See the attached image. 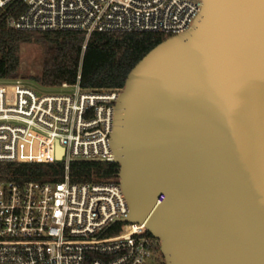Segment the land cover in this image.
I'll return each mask as SVG.
<instances>
[{
    "label": "water",
    "instance_id": "water-1",
    "mask_svg": "<svg viewBox=\"0 0 264 264\" xmlns=\"http://www.w3.org/2000/svg\"><path fill=\"white\" fill-rule=\"evenodd\" d=\"M110 144L121 221L159 239L164 264H264V0H202L145 53Z\"/></svg>",
    "mask_w": 264,
    "mask_h": 264
},
{
    "label": "built area",
    "instance_id": "built-area-1",
    "mask_svg": "<svg viewBox=\"0 0 264 264\" xmlns=\"http://www.w3.org/2000/svg\"><path fill=\"white\" fill-rule=\"evenodd\" d=\"M201 7L202 0H0L9 28L82 31L85 41L92 32L181 34ZM45 88L0 80V163L64 166L59 181L0 180V264H157L160 241L143 224L102 236L129 212L119 178H69L73 160L113 162L110 136L122 87H83L78 75Z\"/></svg>",
    "mask_w": 264,
    "mask_h": 264
},
{
    "label": "trees",
    "instance_id": "trees-1",
    "mask_svg": "<svg viewBox=\"0 0 264 264\" xmlns=\"http://www.w3.org/2000/svg\"><path fill=\"white\" fill-rule=\"evenodd\" d=\"M165 38L157 32H92L85 41L82 31H21L7 27L0 11V80L18 73L22 44L41 41L51 44L54 52L34 76L40 85L74 83L79 75L83 87H123L135 63ZM118 171L115 162L73 160L69 178L72 182H107L117 179ZM63 174V163L58 161L0 163V180L59 181ZM126 223L109 225L102 236L117 235Z\"/></svg>",
    "mask_w": 264,
    "mask_h": 264
},
{
    "label": "rangeland",
    "instance_id": "rangeland-1",
    "mask_svg": "<svg viewBox=\"0 0 264 264\" xmlns=\"http://www.w3.org/2000/svg\"><path fill=\"white\" fill-rule=\"evenodd\" d=\"M54 47L46 42L24 43L20 47V67L18 73L13 77L21 82L39 89H46L35 81L34 76L41 73L44 63L51 57ZM49 89V88H48ZM157 264H164V258Z\"/></svg>",
    "mask_w": 264,
    "mask_h": 264
}]
</instances>
